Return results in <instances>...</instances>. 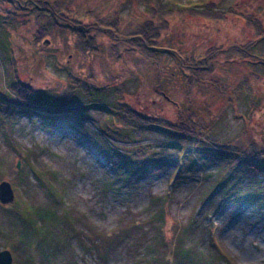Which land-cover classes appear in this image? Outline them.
Instances as JSON below:
<instances>
[{
	"label": "rangeland",
	"instance_id": "rangeland-1",
	"mask_svg": "<svg viewBox=\"0 0 264 264\" xmlns=\"http://www.w3.org/2000/svg\"><path fill=\"white\" fill-rule=\"evenodd\" d=\"M67 2L76 12V20L84 22L80 24L82 29L92 33H98V23L106 20L108 25L118 23L116 30L126 34L134 28L142 31L138 27L146 21L152 22L154 29L160 28V32L146 29L144 34H136L125 42L117 39L120 33L112 42L98 35L96 43H100L101 50L82 53L77 37L69 32L56 30L36 41L38 26L26 9L19 12L22 15L20 19L17 17L19 22L0 26L2 80L8 70V63L2 60V48L7 46L19 77L53 97L69 86L71 72L82 83L100 89L92 99L84 94L76 104L64 107V113L68 111L64 118L76 120L74 123L63 121L54 126L50 118H44L45 113L48 115L46 111L18 109L12 133L28 151L32 164L41 171L39 174L9 146L6 139L9 123L3 125L0 119V162H3L0 182L8 180L13 184V179L26 171L40 182L55 180L66 196L65 206L76 215L85 216V223L80 222L79 227L89 225L97 240V232L115 234L120 232V224L127 225L133 219L143 221L153 215L154 210L148 206L174 184V173L179 167L173 164L176 158H194L202 163L204 159L226 155V160L217 165L197 166L198 174L210 173L206 184L226 173L232 174L233 181L240 179L243 187L235 189L238 193L264 185V171L247 164V158L256 157L253 153L264 152V36L247 23L248 17L253 16L262 21L264 28V0H215L224 11L221 19L177 9L167 12L165 5L158 6L155 2L153 16L149 6L139 0ZM178 3L204 8L201 0ZM16 4L15 0L0 4V25L8 22V10L13 8L17 12ZM88 21L94 23L88 25ZM148 38L154 41L149 42ZM114 43L116 47L112 49L110 45ZM193 64L207 69L196 76L192 74ZM74 108L75 113L71 111ZM167 124L210 129L199 138L187 134L165 136L163 133L170 131ZM172 142L191 144L184 152L172 147ZM144 151L152 157L156 154L162 165L151 166L143 175L137 173L135 187L117 180L115 188L102 194L105 182L115 179L114 153L120 152L131 160ZM19 161L21 166L16 168ZM226 162L237 165V169H222ZM189 174L194 175L195 171ZM249 180L252 182L248 183ZM197 184H183L171 206L169 221L182 224L179 238H183V245L212 260L211 264H264V205L233 202L208 218L203 209L200 222L210 219L212 227L192 232L191 213L201 210L197 204L202 191ZM15 190L25 196V183L21 182L18 191ZM27 195L38 203L49 202L45 189L37 186ZM162 205L152 208L157 210ZM2 206L0 202V221ZM147 241L142 234L141 237L136 234L119 249L110 250L107 260H103L95 246L93 253L87 252L75 238L73 247L51 250L46 264H129L137 253L135 244L138 247V243ZM6 242L0 234V249L7 248ZM158 246L154 244L152 248ZM172 251L176 256L174 249L161 248L164 254H173Z\"/></svg>",
	"mask_w": 264,
	"mask_h": 264
},
{
	"label": "trees",
	"instance_id": "trees-1",
	"mask_svg": "<svg viewBox=\"0 0 264 264\" xmlns=\"http://www.w3.org/2000/svg\"><path fill=\"white\" fill-rule=\"evenodd\" d=\"M9 0H0V4H4ZM16 1V11L11 10L7 11L8 22H3L0 25L2 28L7 26H12V24L19 22L17 17L22 16L19 12L26 9L28 15L33 16L36 26V41H40L44 36L52 35L54 31L59 32H69L72 35H75L78 39V46L81 48L82 53L86 52H98L101 50L100 43H96L97 37L105 36L109 40L117 39L119 41L125 42L131 40L136 34H144L143 31L146 29L152 31V33H159L160 28L154 29L152 22L146 21L143 24H140L138 28H134L126 34V32H118L116 29L117 24H107L103 21L98 23V33H92L90 30H83L84 36L82 35V30L80 24L84 22L77 21L76 12L70 9L68 6L67 0H15ZM144 2L152 10L153 16H155L152 3L155 2L158 6L167 7V12H172L177 9L178 12H189L194 15H204L209 18L221 19L224 15L223 9L219 8V4L215 0H201L204 2V8H196L194 6H188L187 3H178L181 0H139ZM74 17L73 21L66 20L67 18ZM101 19H99L100 21ZM21 21V20H20ZM102 21V20H101ZM11 22V24H9ZM164 21V18L162 19ZM25 23V22H22ZM88 25L94 23L88 21ZM248 25L255 27L259 35L264 36V28L262 21L253 16H249L247 19ZM117 25V26H116ZM165 25H163L164 27ZM0 27V28H1ZM91 28V27H90ZM88 28V29H90ZM147 31V30H146ZM88 36L85 39V36ZM123 35V36H121ZM153 39L148 38V41L151 42ZM154 41V40H153ZM6 43V42H5ZM85 43V44H84ZM7 47V46H6ZM3 47L4 50V63H8L7 67V77L5 80L0 78V119L4 124L9 123L8 132H6V139L10 147L14 148L22 159H24V164H30L34 167L37 174L41 171L32 164L31 157L28 151L21 146V144L15 139L12 133L13 124H15L14 117L18 114L19 108H24L26 110L34 111H46L44 118H50L53 122V125H59L60 122L65 121L67 123L71 121L74 123L76 120L64 118V115L68 114V111L64 113V107L67 105H74L83 97L84 94L91 96V99L94 93L100 89H96L94 86L87 85L82 83L77 76L73 75L71 72L70 84L60 94H57L55 97L48 91L40 90L34 87L27 81H23L19 77L17 65L13 58H11V53ZM110 47L113 49L116 47V43L111 44ZM1 58V57H0ZM194 73L192 74L200 75L205 67L193 64ZM69 72V73H70ZM12 76V77H11ZM55 100V101H52ZM121 107H126L122 105ZM129 109V108H128ZM74 113L77 112V108L72 109ZM130 112L133 110L129 109ZM182 112L185 111L182 109ZM156 121V120H155ZM168 132H164L165 136H177L187 134L188 136H199L204 132L208 131L210 128L203 126H177L176 124H167ZM163 126V125H162ZM194 127V128H193ZM169 128V129H168ZM179 131V132H177ZM191 143L184 142L180 144L178 142H172L170 145L178 150H183L184 152L188 150V146ZM146 145V144H145ZM149 144L146 145V147ZM116 158L114 159V169L112 171L113 177L115 179L107 180L102 194H106L109 190L115 188L119 180L123 185L136 186L135 177L136 174L145 172L148 168L150 170L151 166H160L162 165L161 159L148 152H141L140 156L134 155L131 160L122 155L120 152L114 153ZM255 158H247L248 165L254 168L257 171H264V152H255ZM136 157V158H135ZM226 155L215 156L209 160H203L202 163H198L196 159H175L173 164L178 165V170L174 173V184L166 193L155 197L154 202L148 209L154 210L153 215L148 217L146 220L138 221L133 219L129 224H120L118 230L120 232L113 233L108 231L97 232L96 236L99 237V240L96 237L92 236L89 229L90 226L79 227L80 222H84L85 216L76 215L74 211L72 212L69 207L65 206L67 204L66 196L61 191L58 185H56L55 180L52 181H37L34 179L29 171H26L24 174L18 178L13 179V185L17 191L21 182L25 183L26 195L21 197L16 193L15 200L8 204L7 206H2L4 209L3 219L0 221V234L7 241L6 247L9 248L14 254V264H46L49 262L50 251L54 252L62 249L63 247L72 246L74 239L79 240V245L84 248L87 252H92L93 247L95 246L99 251L100 257L103 260H107L108 253L110 250H117L122 243L135 238L136 234L140 233L144 239L148 240L145 243H138V247H143L140 249L135 244V252L132 256V260L129 264H211L212 260L205 259L200 252L190 250L187 246L183 245L184 240L182 237L179 238V231L182 229V224L179 221H175L173 224H170V217L172 212V202H174L175 194L178 192L182 185L185 183H199L201 186V197L198 201V207L201 210L197 211L195 208L191 213V222L189 223V230L196 231L202 227L211 228L212 224L210 219L208 222L202 220L200 222L199 214L204 209L206 211L207 218L210 214H214L216 210L222 208H227L233 202H252L260 203L264 205V185H257L258 187L252 186L248 188L249 190L238 193L235 189H240L243 186L240 183V179L237 178L233 181L232 174L226 175L222 173L211 183L206 184L209 181L210 173H199L197 166H206L217 165L221 160H226ZM178 160V161H177ZM239 164L242 161L238 162ZM149 165V166H148ZM222 165V164H221ZM3 167V162H0V171ZM221 167V166H220ZM16 168H19L16 165ZM153 168V167H152ZM222 169L232 168L237 169V165L233 166L228 162L224 163L221 167ZM192 170V171H190ZM24 172V169L20 170ZM194 175L189 174V172H194ZM57 179V178H56ZM57 181V180H56ZM252 181L249 180L248 183ZM201 184H204L203 186ZM40 187L45 189L48 196L49 202L38 203L32 201L28 198L27 193L32 191L35 187ZM16 191V190H15ZM163 203L160 209L155 210L157 204ZM204 223V224H203ZM84 225V224H83ZM87 229V230H86ZM136 230H138L136 232ZM152 233V234H150ZM148 235H152L151 239L148 238ZM178 242L175 246V242ZM154 244L159 245L158 248H152ZM169 247L175 251L176 256L173 254L161 253L162 247ZM73 247V246H72ZM161 247V248H160ZM93 253V252H92ZM78 254V253H77ZM156 255V256H155Z\"/></svg>",
	"mask_w": 264,
	"mask_h": 264
},
{
	"label": "water",
	"instance_id": "water-1",
	"mask_svg": "<svg viewBox=\"0 0 264 264\" xmlns=\"http://www.w3.org/2000/svg\"><path fill=\"white\" fill-rule=\"evenodd\" d=\"M49 43V40L46 41ZM21 166V162H18V167ZM16 198V191L13 184L8 180L0 182V202L4 205L12 203ZM0 264H14L13 252L6 248L0 249Z\"/></svg>",
	"mask_w": 264,
	"mask_h": 264
},
{
	"label": "bare ground",
	"instance_id": "bare-ground-1",
	"mask_svg": "<svg viewBox=\"0 0 264 264\" xmlns=\"http://www.w3.org/2000/svg\"><path fill=\"white\" fill-rule=\"evenodd\" d=\"M82 29V28H81ZM85 31V29H82V30H80L81 31V33H82V35L84 36L85 34H84V31ZM87 36V35H86ZM86 36H85V38H86ZM85 44V43H84Z\"/></svg>",
	"mask_w": 264,
	"mask_h": 264
}]
</instances>
